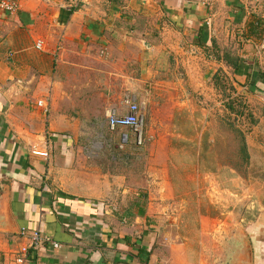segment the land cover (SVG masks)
Listing matches in <instances>:
<instances>
[{
	"label": "crops",
	"instance_id": "crops-1",
	"mask_svg": "<svg viewBox=\"0 0 264 264\" xmlns=\"http://www.w3.org/2000/svg\"><path fill=\"white\" fill-rule=\"evenodd\" d=\"M12 1L15 12L0 10V264H16L22 229L60 246L26 264H244L245 239L264 264V213L247 227L230 214L196 221L206 128L234 117L219 83L244 100L264 95V0ZM104 64L120 70L108 91L90 78ZM131 97L146 117L147 165L135 175L87 151L88 134ZM126 131L97 144L113 153Z\"/></svg>",
	"mask_w": 264,
	"mask_h": 264
},
{
	"label": "rangeland",
	"instance_id": "rangeland-1",
	"mask_svg": "<svg viewBox=\"0 0 264 264\" xmlns=\"http://www.w3.org/2000/svg\"><path fill=\"white\" fill-rule=\"evenodd\" d=\"M119 71L118 68L105 66L104 64L97 67V76L91 74L90 78L95 77L96 81H103L105 89L108 91V84L113 82ZM233 76L234 74L231 78L234 79ZM226 77L228 76L226 75ZM229 82L219 83L218 91L220 90L219 96L224 107L227 108L228 105L232 107L234 117L233 119L226 117L223 119L224 121L216 122L215 125L206 128L204 147L200 154L199 163L196 165V174H198L196 175L198 177L196 184L199 186L197 189H200L196 191V207L200 205L202 208L200 214L196 211V221L200 217L203 220L207 217H210L212 221L214 219L225 220L230 214L228 220L238 221L243 219L244 222L241 225L247 227L249 222L259 218L264 213H260V208L263 207L264 209V98L260 97H264V95L258 97L255 95L251 96L252 99L244 100L240 95L234 96L237 94V90L229 85ZM82 119L74 116V121H76L74 127L78 129L83 127L85 120L82 121ZM86 122L88 123V121ZM230 122L232 124L234 122V127L242 130L244 133L242 134L251 150L249 151L248 162L243 168L236 167L237 164H240V159L237 141L234 134L226 126ZM98 127L101 130L97 135L94 133L88 134L90 140L95 143L94 147L87 150L90 156H95L97 152L103 153L105 169L114 173L125 172L135 175L145 170L147 164H145L146 155L144 154L143 142L146 141V117L143 120L142 145H136L132 133L127 130L125 133L128 134L130 141L132 140V146L126 149L128 145L118 141V149H113L115 150L113 153L111 149V147H114L113 145L110 147L104 145L101 148L97 143L104 142L103 140L106 143H111L110 141H112L118 130L115 132L109 131L105 120H102V124ZM202 128V125L197 126L200 131L196 133V140L197 135H200L204 130ZM105 132H108V135L102 137L101 133L105 134ZM111 154H115L118 159L117 164H109L108 159ZM184 156L190 157V154L186 152ZM130 164H134V166H130ZM193 168V166L187 165L177 167L178 173L187 174L192 173ZM177 185L184 188L183 183ZM189 202L193 204L191 198H189ZM190 216L192 217V213H190Z\"/></svg>",
	"mask_w": 264,
	"mask_h": 264
},
{
	"label": "built area",
	"instance_id": "built-area-1",
	"mask_svg": "<svg viewBox=\"0 0 264 264\" xmlns=\"http://www.w3.org/2000/svg\"><path fill=\"white\" fill-rule=\"evenodd\" d=\"M17 9L14 1L12 0H0V10L7 13H13ZM40 43L36 45V48H40ZM37 106L45 108L43 102H38ZM144 114L141 113L140 107L136 103L134 97H131L128 104V112L124 115H119L112 111L106 118L107 129L111 132H115L119 129H126L132 133L134 137V143L136 145H142V128H143ZM129 140L128 134L121 136V142L127 143ZM144 144V142H143ZM34 155H40L45 157L46 152H39L33 150ZM20 236L27 240V246L20 248L17 251L16 264H26L28 258L33 253H38L40 250L47 246H51L53 249H58L60 246L57 242H54L47 236L42 235L38 231H28L22 229L19 232Z\"/></svg>",
	"mask_w": 264,
	"mask_h": 264
},
{
	"label": "trees",
	"instance_id": "trees-1",
	"mask_svg": "<svg viewBox=\"0 0 264 264\" xmlns=\"http://www.w3.org/2000/svg\"><path fill=\"white\" fill-rule=\"evenodd\" d=\"M233 69H236V63L233 62L232 63ZM227 108L232 111V107L229 105L227 106ZM229 130H231V132L234 134V138L237 141V145H238V153H239V159H240V164H237L236 167L237 168H243L244 165L247 164L248 162V154H247V147H246V142H245V138L241 132V130L237 129L234 127V124H227L226 125Z\"/></svg>",
	"mask_w": 264,
	"mask_h": 264
},
{
	"label": "water",
	"instance_id": "water-1",
	"mask_svg": "<svg viewBox=\"0 0 264 264\" xmlns=\"http://www.w3.org/2000/svg\"><path fill=\"white\" fill-rule=\"evenodd\" d=\"M244 255H245V263L244 264H252L253 261V253L251 249V244L248 239H245V246H244Z\"/></svg>",
	"mask_w": 264,
	"mask_h": 264
}]
</instances>
